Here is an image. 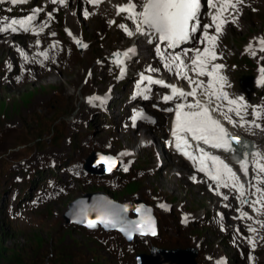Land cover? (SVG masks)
Here are the masks:
<instances>
[{"label": "rangeland", "instance_id": "374dc122", "mask_svg": "<svg viewBox=\"0 0 264 264\" xmlns=\"http://www.w3.org/2000/svg\"><path fill=\"white\" fill-rule=\"evenodd\" d=\"M250 15L251 17H249ZM250 15L246 18L243 31L235 32L233 45L237 51L242 48V44L251 33L250 36L255 34V37L262 36L264 38V10L259 14ZM62 22L65 25H70L77 33H83L86 38L98 42V45L92 50L95 57L101 55L103 45L118 47L121 43V39L117 37V30L108 31L105 24L99 19L90 22L82 21L73 10H70L65 12ZM9 54L10 50L5 45L0 46V61ZM252 66L244 64L240 70L241 73L236 72L238 81H241V78L247 81L250 75L255 74L254 72L251 73ZM94 74L93 59L88 58L80 64L74 74L68 76L46 75L36 83L16 88H5L0 92V157H2L0 158V191L2 179H5L8 169L13 166L19 168L16 162L9 160L14 158L23 160L26 158L25 156H30L39 144L36 138H45L60 132L63 138H59L58 141L62 147H65V150L69 149L67 134L74 125L67 128V134H65L60 129V125L56 124L62 122L67 127V122L71 121L75 109L80 106L82 100L78 92L74 95H67L73 90V87L87 91L91 89L92 91L95 86L98 85L100 88L107 83L105 79L100 81L99 78L94 77ZM117 135L116 132L108 134V138H110L108 143L113 148L112 151H107L109 154L119 157L118 152L120 150L130 147L137 148L140 134H131L130 137H128L129 135H118L117 137ZM119 137L120 139H118ZM129 138H132V141H129ZM25 144L29 146L24 147ZM53 149L45 148L43 145L41 152L36 151L32 156L50 154L54 151ZM177 172L178 170H176ZM157 177L162 179L168 177L169 183L167 180V185L159 183V180L152 176L139 182L130 183L126 190L121 192L83 187L79 188L74 195L53 203L51 210H58L64 215L71 212L76 214L77 211L73 210L74 203L84 200L90 193L96 192L104 193L117 202L116 208L119 211H122L126 205L140 207L146 205L150 209V206L154 205L152 199L165 201L167 202L166 205L169 206L170 198L171 201H181L185 206L191 208H208L209 198L200 196L195 192L194 187L183 178L178 177V175L171 178L164 172H159ZM129 210L135 211L133 208ZM126 211L121 214L123 220L126 218ZM148 222L150 224L153 222L151 217H148ZM165 223H170L171 229L167 228L162 231L163 243H169L171 246H182L180 248L186 250H189L188 246L200 243L212 255L220 254L234 257V250L227 244L226 239L222 241L225 236L220 232L217 233L213 229L191 230L183 237L187 238L188 234H192V238L197 243L187 240L188 245H186V241L181 238L184 230L176 227L172 219H168ZM73 250L79 255L80 252H83V256L89 258V261H83V257L74 254ZM147 254L150 255L151 252H147ZM197 260L199 264H207L203 261V251L200 253L199 250ZM233 263L239 264L237 259ZM0 264H115V262L111 261L106 252L100 250L84 233L73 226L63 225L60 219H49L41 225L35 224L34 227H31L23 223L8 221L4 212L0 215ZM260 264H264V249L261 250Z\"/></svg>", "mask_w": 264, "mask_h": 264}, {"label": "snow or ice", "instance_id": "6c2138e0", "mask_svg": "<svg viewBox=\"0 0 264 264\" xmlns=\"http://www.w3.org/2000/svg\"><path fill=\"white\" fill-rule=\"evenodd\" d=\"M11 2H16V0H11ZM63 2V0H61ZM91 3L97 4L100 0H90ZM242 2V0H208V4L211 7L217 8V14L213 16L214 22H216L217 32L222 31V25L226 21L224 20V13H226L230 8H235L237 3ZM201 9V0H144L142 4V11H137V3L135 0H129L125 5L118 7V13H127L128 19L139 20L140 23L137 24V30H142L140 24L146 25L151 29L157 36L160 41L167 42L169 47H177L180 43L189 40L190 34L194 33L199 27V14ZM32 18L30 17L27 21H12V24L7 27H0V31H7L8 28H12L14 31L15 28L12 25L20 23L23 26L25 23L30 24ZM122 27H125L122 25ZM209 27V26H205ZM127 30V29H126ZM129 35L132 33L129 32ZM205 39L208 41L209 47L205 48L203 52H200L197 49V55L192 61L195 67L193 71H196L200 76H210L212 79L209 81L207 87L205 88L203 82L191 81L190 77L185 76L189 79L190 82L195 83L198 88H204L203 95L208 98V103H202L200 100H196L192 104H178L176 112V122L175 130L173 135L176 137V147L189 159L195 162L197 159L200 163V171H206L213 180L218 182H223V186H229L226 181L223 180L224 175L226 174L228 179L232 181L233 187H238V190L241 196L244 195V186L243 184L238 183V177L232 169L225 164L219 157L210 155L203 148H199V156H194L191 154L188 149L191 148L189 143V136L192 140L203 142L204 144L209 145L212 148L225 149L227 151H232V143L230 138V133L224 127V125L212 115V109L208 106L212 103V98L214 97L217 101L226 100L229 105V112H235L237 115H240L241 108L247 107L243 104V98L232 99L228 96L226 92H223V82L225 78L219 76V70L223 67L222 65L216 64L213 66V71H207L206 66L210 60H215L217 58L216 53L214 52L215 41L217 37L209 36L205 32ZM260 51H264V38H260ZM42 55L47 56L46 53ZM124 55H127L125 53ZM119 57V54H117ZM174 61H179V66L181 68L185 67L183 61L180 60L179 56L172 58ZM121 62L118 60V63ZM150 79V78H146ZM261 82L264 83V68L261 69ZM160 83V81H156ZM172 92L174 96L195 97L197 92L193 89L191 92H185L181 89L172 86ZM95 99H100L99 97ZM165 100L173 99V96H167ZM220 105H217L216 110H219ZM189 109L186 111L185 109ZM262 109L264 106H259L254 112L256 119L262 117ZM229 122L235 125V122L231 120V117L225 116ZM243 120V117H241ZM244 123H251L254 127H260L256 124L255 120ZM239 143V140H237ZM258 160L256 161V168L259 174H264V156H261L260 153L256 154ZM101 161L107 163L109 158L101 157ZM211 162L213 167L208 166V162ZM114 164V162H112ZM241 168L247 174L248 171V161L244 160L241 163ZM111 170V168H109ZM258 182L264 183V178L258 176ZM257 192H262L264 190L257 188ZM247 202V201H245ZM255 203H261V200H257ZM264 206V205H262ZM137 212L140 209H136ZM246 215V214H245ZM97 222L102 223L107 227L109 224H113L111 220H105L101 217H98L97 220L89 221V227H95ZM148 221L145 220L144 223L139 225L141 229H144V225ZM124 231V229H120ZM255 231V229H252ZM156 235L154 221L148 225V228L141 231V235ZM128 238L132 239V233H127Z\"/></svg>", "mask_w": 264, "mask_h": 264}, {"label": "water", "instance_id": "95a60500", "mask_svg": "<svg viewBox=\"0 0 264 264\" xmlns=\"http://www.w3.org/2000/svg\"><path fill=\"white\" fill-rule=\"evenodd\" d=\"M101 157L109 158L106 166H101ZM114 162V164L112 163ZM97 163V164H95ZM99 163V164H98ZM87 168L95 173L103 175L109 173L114 169L118 168V163L107 154L96 153L93 154L88 163ZM111 168V170H109ZM78 204V205H77ZM117 202L113 201L109 196L104 193L96 192L90 193L87 198L84 200L76 201L73 208L77 211L76 214H67L68 222L77 223L80 225H89V221L97 220L98 217H101L105 220L113 221V224H109L107 227H117L124 229V233L131 232L132 236L135 234H141L142 230L148 228V225H144V229H141L139 225L144 223L145 220L148 221V217H151V210L147 206H135V205H126L124 209L119 211L117 208ZM133 208L137 213L135 219H121V214L125 210ZM136 209H140L139 212ZM153 220V219H152ZM154 221V220H153ZM99 222H97L98 224ZM96 224V225H97ZM102 224V223H100ZM104 225V224H102ZM105 226V225H104ZM155 226V224H154ZM89 227V226H88ZM93 228V227H91ZM149 234H151L149 232ZM128 236V235H127ZM186 249H163V248H154L152 254H142L138 256L139 264H195L194 259L196 257V252L189 253L186 255ZM176 260V261H175Z\"/></svg>", "mask_w": 264, "mask_h": 264}, {"label": "bare ground", "instance_id": "6f19581e", "mask_svg": "<svg viewBox=\"0 0 264 264\" xmlns=\"http://www.w3.org/2000/svg\"><path fill=\"white\" fill-rule=\"evenodd\" d=\"M103 29V28H102ZM4 45V44H3ZM2 46V45H1ZM6 49V48H5ZM4 57V56H3ZM50 78L52 77V76H49ZM48 78V77H47ZM53 80V79H52ZM27 85H29V84H27ZM20 87V86H19ZM129 137V136H128ZM139 139V138H138ZM138 142V141H137ZM92 156V155H91ZM90 156V157H91ZM89 157V158H90ZM173 169H175V168H173V167H171L170 168V175H172V174H175V172H176V170L175 171H173ZM167 176H168V174H167ZM152 177V176H151ZM149 178V177H148ZM153 178H155L156 180L158 179L159 180V183H162V184H165V185H167V182H166V180L168 181V183H169V179H168V177H166V179H162V178H160V177H157V174H154L153 175ZM172 178V177H171ZM179 179V178H178ZM173 180V179H172ZM171 180V181H172ZM173 183V182H172ZM170 184H171V182H170ZM174 184V183H173ZM172 185V184H171ZM173 186V185H172ZM171 186V187H172ZM176 186H178L177 184H176ZM78 205V204H77ZM73 210L75 211L76 209L75 208H73ZM128 211L129 210H127L126 212H125V216L127 217V213H128ZM71 214H74V212H71ZM202 237V236H201ZM209 242V241H208ZM207 244V243H206ZM210 246V245H209ZM215 256V255H214Z\"/></svg>", "mask_w": 264, "mask_h": 264}, {"label": "trees", "instance_id": "16d2710c", "mask_svg": "<svg viewBox=\"0 0 264 264\" xmlns=\"http://www.w3.org/2000/svg\"><path fill=\"white\" fill-rule=\"evenodd\" d=\"M150 223L148 222L147 224H145V225H149ZM186 255H189V253H186ZM176 261V260H175ZM190 263L192 264V262L190 261Z\"/></svg>", "mask_w": 264, "mask_h": 264}]
</instances>
